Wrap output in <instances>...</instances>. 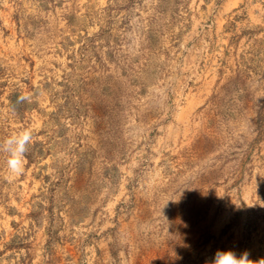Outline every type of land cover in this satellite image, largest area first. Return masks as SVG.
Returning a JSON list of instances; mask_svg holds the SVG:
<instances>
[{
    "label": "rangeland",
    "instance_id": "1",
    "mask_svg": "<svg viewBox=\"0 0 264 264\" xmlns=\"http://www.w3.org/2000/svg\"><path fill=\"white\" fill-rule=\"evenodd\" d=\"M23 129L0 264H264V0H0Z\"/></svg>",
    "mask_w": 264,
    "mask_h": 264
},
{
    "label": "clouds",
    "instance_id": "2",
    "mask_svg": "<svg viewBox=\"0 0 264 264\" xmlns=\"http://www.w3.org/2000/svg\"><path fill=\"white\" fill-rule=\"evenodd\" d=\"M27 99H29L27 95H21L17 102L20 103ZM32 137L31 129H23L12 133L0 142V153L6 154L7 169L14 177L21 175L24 171V157L32 142ZM211 264H253V261L248 258L247 253L237 256L231 250H217Z\"/></svg>",
    "mask_w": 264,
    "mask_h": 264
}]
</instances>
